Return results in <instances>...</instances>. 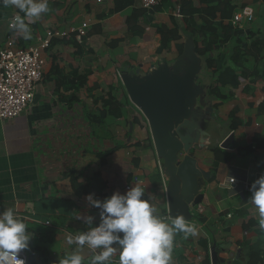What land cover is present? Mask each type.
<instances>
[{
    "label": "crops",
    "instance_id": "1",
    "mask_svg": "<svg viewBox=\"0 0 264 264\" xmlns=\"http://www.w3.org/2000/svg\"><path fill=\"white\" fill-rule=\"evenodd\" d=\"M187 1L196 9L215 5L210 0ZM230 2L238 7L232 16L250 7L254 20L243 32L232 28L236 39L218 44L207 55L228 59L233 78L223 71L208 70L205 58L197 54L204 62L198 83L206 87L214 120L205 147L193 154L200 168L213 178L207 184L208 203H203L199 212L192 211L196 214L189 224L197 226V235L185 239L183 233L175 234L171 264H203L207 255L204 243L208 254L210 248L216 249L223 264H264V231L249 199L251 184L264 174V0ZM48 5L50 11L40 20H26L31 39L25 40L10 28L12 18L24 14L0 4V48L8 38L28 47L45 39L49 31L68 33L52 38L42 51L43 77L35 101L14 120L0 121V212L13 209L33 233L28 249L19 253L26 264H59L76 250L67 237L88 228L77 217L92 215L94 225L100 221L99 209L91 206L86 196L91 193L104 200L114 192L125 194L133 177L142 180L135 185L145 190L143 198L149 200L154 214L161 219L167 214V181L149 128L128 100L117 75L125 67L146 74L162 60L174 62L180 55L178 48L183 50V33L192 34L178 0L148 13L140 8L139 0H48ZM133 15L137 17L133 19ZM192 18L203 25L195 14ZM83 23L87 24L85 36L72 32ZM151 26L177 30L181 38L173 41L169 50L160 49L158 37L149 33ZM236 51L242 55L241 60L235 57L237 63L230 59ZM211 87L226 99L212 97ZM109 88L119 104V116L113 115L108 124L95 129L89 116L100 111V99ZM233 112L239 121L235 129L231 128ZM229 136L233 141L223 149L221 145ZM215 148L229 153L231 159L213 170ZM232 176L236 183L223 188L221 183ZM243 180L248 187L240 183ZM80 251L84 264H90L91 250L85 247ZM255 251H260L261 261L253 256ZM111 264H119L118 252Z\"/></svg>",
    "mask_w": 264,
    "mask_h": 264
},
{
    "label": "water",
    "instance_id": "2",
    "mask_svg": "<svg viewBox=\"0 0 264 264\" xmlns=\"http://www.w3.org/2000/svg\"><path fill=\"white\" fill-rule=\"evenodd\" d=\"M183 37V50L174 62L162 60L146 74L139 68L125 67L119 79L149 128L160 171L167 181V214L171 220L182 216L189 224L195 218L193 209L198 211L208 203L207 184L213 175L200 168L193 151L205 147L214 117L206 87L198 83L204 62L195 51L192 34L185 32ZM232 141L229 136L221 147L229 148ZM209 259L211 264H223L214 247Z\"/></svg>",
    "mask_w": 264,
    "mask_h": 264
},
{
    "label": "clouds",
    "instance_id": "3",
    "mask_svg": "<svg viewBox=\"0 0 264 264\" xmlns=\"http://www.w3.org/2000/svg\"><path fill=\"white\" fill-rule=\"evenodd\" d=\"M4 7L12 6L23 13L17 14L11 26L22 34L23 39H31L28 22H36L42 14L50 11L48 0H0ZM250 202L259 215V228L264 231V174L250 186ZM145 190L137 185L125 194L114 192L104 200L88 194V203L99 209L100 221L94 225V217L78 216L86 231L76 236L69 235L67 243L75 244L76 250L68 253L59 264H84L82 249L94 251L90 264H111V258L119 253V264H171L174 236L183 233L184 238L197 235L195 224L186 223L180 216L166 223L155 215V209L148 199L143 198ZM33 233L13 209L0 212V264H25L18 259L21 250L28 249ZM99 250V251H95Z\"/></svg>",
    "mask_w": 264,
    "mask_h": 264
},
{
    "label": "trees",
    "instance_id": "4",
    "mask_svg": "<svg viewBox=\"0 0 264 264\" xmlns=\"http://www.w3.org/2000/svg\"><path fill=\"white\" fill-rule=\"evenodd\" d=\"M133 0H127V2H132ZM214 2L215 5L213 7H205L201 9L194 8L191 3L187 0H178L180 12L182 13L183 17L185 18V23L187 24V29L192 33L194 37L195 43V51L196 53L205 58V67L208 70L221 72L223 74L231 76L232 68L228 66V59L224 58L223 56L218 57L216 59L209 58L207 55L213 51V49L222 43H226L227 41L233 39L235 36V30H232L230 24V18L232 17L233 11L238 8L236 4H231V0H210ZM171 4V0H162L160 5L155 7V11H159L162 9L161 6H167ZM244 7L241 4V8ZM198 16L202 21L203 25H198L193 20V15ZM219 14V15H218ZM218 15V16H217ZM136 18V15H133ZM188 17V18H186ZM131 18V19H132ZM130 19V18H129ZM227 21L229 24H225ZM218 27L222 29V33L218 34ZM142 33L143 31H138ZM149 33L155 34L158 37V48L163 50H169L171 47V43L173 41L179 40L181 37L178 34L177 30H169L164 27L158 26H151ZM240 41V38L237 39ZM179 53L182 52V46L178 48ZM238 60L242 59V55H240L239 51L235 52V56L230 57V59L237 63ZM240 62V61H239ZM210 95L216 99L225 100L226 98L220 93V90L216 87H211L209 91ZM101 101V109L98 112L92 113L89 116V121L93 128L103 126L108 124V120L112 118L113 115H117V109H119V104L115 100L114 90L109 88L104 95L100 99ZM231 119V128L235 129L238 126L239 121L235 117V113L230 114ZM97 130L93 129V132ZM97 133V132H96ZM214 156V163H213V170L216 169L220 162H228L231 159L229 153L225 152L220 148H215L212 150ZM106 154V153H105ZM103 154V155H105ZM93 181H97V178H93ZM199 219V218H197ZM204 248L206 249L207 255L203 261V264H210L209 254H208V247L207 244L204 243ZM253 256L256 258L257 261H261L262 255L260 251L253 252Z\"/></svg>",
    "mask_w": 264,
    "mask_h": 264
},
{
    "label": "built area",
    "instance_id": "5",
    "mask_svg": "<svg viewBox=\"0 0 264 264\" xmlns=\"http://www.w3.org/2000/svg\"><path fill=\"white\" fill-rule=\"evenodd\" d=\"M161 1L139 0V6L148 13L159 6ZM13 18L10 22V28H13L11 26ZM253 20V9L245 7L235 12L229 22L236 32H243ZM86 29L87 24L83 23L79 28L73 29L72 32L79 36H85ZM67 34V32L49 31L45 39H38L37 44L28 47L18 46L11 38H8L0 48V121L14 120L33 103L37 85L40 84L43 77L44 59L41 55L42 51L49 46L52 38L64 37ZM119 75L120 72L117 75L120 81ZM141 183L140 178L133 177L132 182L126 186V190L128 191L135 184ZM235 183L236 179L232 176L222 182L221 186L229 189ZM240 183L248 187L246 180L240 181ZM163 220L172 221L168 214L164 216ZM46 224L49 225V222ZM91 253L93 256L94 251L91 250ZM18 259L24 260L26 264V260L20 254H18ZM13 264H15V258Z\"/></svg>",
    "mask_w": 264,
    "mask_h": 264
},
{
    "label": "rangeland",
    "instance_id": "6",
    "mask_svg": "<svg viewBox=\"0 0 264 264\" xmlns=\"http://www.w3.org/2000/svg\"><path fill=\"white\" fill-rule=\"evenodd\" d=\"M196 213H194V216H195Z\"/></svg>",
    "mask_w": 264,
    "mask_h": 264
}]
</instances>
